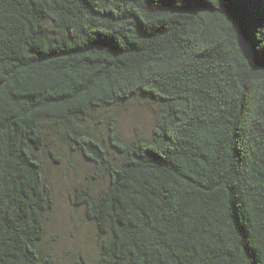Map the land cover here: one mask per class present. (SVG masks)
Returning a JSON list of instances; mask_svg holds the SVG:
<instances>
[{
  "label": "trees",
  "instance_id": "1",
  "mask_svg": "<svg viewBox=\"0 0 264 264\" xmlns=\"http://www.w3.org/2000/svg\"><path fill=\"white\" fill-rule=\"evenodd\" d=\"M47 124L107 177L95 264H264V0H0V264H53Z\"/></svg>",
  "mask_w": 264,
  "mask_h": 264
},
{
  "label": "rangeland",
  "instance_id": "2",
  "mask_svg": "<svg viewBox=\"0 0 264 264\" xmlns=\"http://www.w3.org/2000/svg\"><path fill=\"white\" fill-rule=\"evenodd\" d=\"M120 127L127 140L149 137L157 119L156 107L138 98L117 107ZM104 120V116H100ZM104 123L98 132L104 131ZM46 138L52 154L42 153L45 175L53 190L54 209L50 213L42 247L53 258V264H78L85 258L89 264L98 260L95 227L85 220L83 211L72 206L70 197L78 187L92 185L101 190L107 177L80 153L72 152L59 132L47 124ZM99 172V176L97 175Z\"/></svg>",
  "mask_w": 264,
  "mask_h": 264
}]
</instances>
